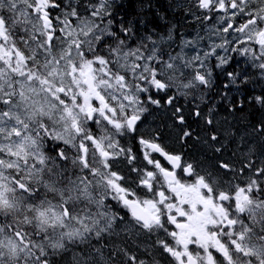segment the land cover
Returning <instances> with one entry per match:
<instances>
[{"label": "snow or ice", "instance_id": "6c2138e0", "mask_svg": "<svg viewBox=\"0 0 264 264\" xmlns=\"http://www.w3.org/2000/svg\"><path fill=\"white\" fill-rule=\"evenodd\" d=\"M169 7L191 39L115 0H0V264H264V88L206 99L231 53L264 78V0Z\"/></svg>", "mask_w": 264, "mask_h": 264}, {"label": "trees", "instance_id": "16d2710c", "mask_svg": "<svg viewBox=\"0 0 264 264\" xmlns=\"http://www.w3.org/2000/svg\"><path fill=\"white\" fill-rule=\"evenodd\" d=\"M115 3L120 16L126 19H136L137 21L143 19L144 23L138 25L141 31L155 29L156 31L164 32L170 23H175L180 32L188 34L186 36H192L191 34H194L193 27L199 28V25L194 26L191 23H187V21L192 19L190 16L180 15L177 10L169 7L171 0H115ZM118 4H120V7H118ZM242 92V90H239L233 99L247 96V94L244 95ZM248 97H253V95ZM259 105L258 103L250 102L244 107L243 115L248 118L246 123L252 124L259 121L262 113H264V108L262 106L260 108Z\"/></svg>", "mask_w": 264, "mask_h": 264}, {"label": "flooded vegetation", "instance_id": "af4514ba", "mask_svg": "<svg viewBox=\"0 0 264 264\" xmlns=\"http://www.w3.org/2000/svg\"><path fill=\"white\" fill-rule=\"evenodd\" d=\"M84 2L86 3V2H88V0H84ZM118 7H120V4H118ZM186 38L191 39L192 36H186ZM250 67L252 68V66H250ZM257 70H258L257 75L254 72V70L250 74H248L249 82L247 83V85H244L240 82V84H242V85L239 84V86L242 88V91L244 92V93L242 92V94H244V95L247 94V96H252V95L258 96L261 94L262 88H264V78L261 77V73H260L259 69H257ZM217 96H218V94H217ZM218 97H220V96H218ZM210 98H212V97L207 94V99H208L207 101L213 104V101ZM229 104H230V101L220 102L219 105H217L216 107L220 110L221 114L228 115L227 112L225 111V108ZM259 106L261 108V105H259ZM239 114H240L239 112L236 114L237 118L240 117ZM229 118H230L229 121L231 122L232 117L229 116Z\"/></svg>", "mask_w": 264, "mask_h": 264}, {"label": "bare ground", "instance_id": "6f19581e", "mask_svg": "<svg viewBox=\"0 0 264 264\" xmlns=\"http://www.w3.org/2000/svg\"><path fill=\"white\" fill-rule=\"evenodd\" d=\"M231 117V116H230ZM230 119V118H229Z\"/></svg>", "mask_w": 264, "mask_h": 264}]
</instances>
